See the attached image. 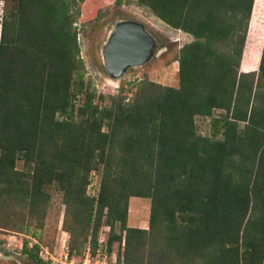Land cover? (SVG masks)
Returning <instances> with one entry per match:
<instances>
[{
  "label": "trees",
  "instance_id": "16d2710c",
  "mask_svg": "<svg viewBox=\"0 0 264 264\" xmlns=\"http://www.w3.org/2000/svg\"><path fill=\"white\" fill-rule=\"evenodd\" d=\"M15 1L1 20L0 208L12 219L1 225L44 223L57 190L71 252L89 241L95 255L106 224L125 264H264V34L262 48L247 41L255 0H138L193 40L180 49L178 87L146 80L109 106L83 88L85 0ZM243 51L250 71H240ZM214 109L226 111L213 118L220 138L195 125ZM132 196L151 200L149 228L128 225ZM33 247L23 251L45 264Z\"/></svg>",
  "mask_w": 264,
  "mask_h": 264
},
{
  "label": "rangeland",
  "instance_id": "374dc122",
  "mask_svg": "<svg viewBox=\"0 0 264 264\" xmlns=\"http://www.w3.org/2000/svg\"><path fill=\"white\" fill-rule=\"evenodd\" d=\"M255 3L247 41L256 45L257 48H262L260 42L264 34V0H255ZM14 4H17L15 0L10 2L0 0L3 13ZM80 8L81 15L76 25L80 54L84 62V68L82 69L83 88L85 93L90 91L93 94L95 103L101 106H109L114 102L115 96L134 97L142 85L140 83L146 80L163 85L179 86V62L177 59L181 47L193 40L191 34L173 28L138 0H121L119 4L116 0H85L81 2ZM1 19L2 16L0 15ZM126 20L138 21L144 25L155 40L154 54L143 64L131 66L120 76H114L106 67L103 49L116 24ZM251 56L252 53L247 52L243 55L240 71L251 70L249 60ZM257 73L258 69L256 76ZM73 75V81L76 84L79 79L75 73ZM120 88H123V91L121 95H117ZM85 93L78 96L77 104L81 102L83 96L86 95ZM213 112L211 116H196L195 125L200 134L220 138V133L213 134V118L225 114L226 111L214 109ZM244 124L245 122H241V125ZM23 164V160H19L17 162L18 168H22ZM100 185L101 173H98L90 185V192L97 194ZM63 199L62 191L52 190V198L44 223L35 221L31 223L29 228L26 225H23L24 228L22 229L1 225L11 222L12 219L9 215L6 216V212L1 211L0 208V264H36L28 256V253L23 251L26 242L29 249L32 250H35L33 246L38 244V254L45 264H65V262L66 264H84L86 262L87 253L89 250L91 251L92 246L88 244V241L81 251L75 249L71 252V233L67 228V223L70 222L71 217L66 211V204ZM150 208L151 200L149 198L130 197L128 225L149 228ZM22 214L18 211L15 213L21 221L24 220L25 216ZM109 232L110 228L106 224L99 231V243L104 248L107 247L108 264H125L124 242L115 240L111 246V251H109L106 244ZM90 253L92 254V252ZM92 256L95 255L92 254Z\"/></svg>",
  "mask_w": 264,
  "mask_h": 264
},
{
  "label": "water",
  "instance_id": "95a60500",
  "mask_svg": "<svg viewBox=\"0 0 264 264\" xmlns=\"http://www.w3.org/2000/svg\"><path fill=\"white\" fill-rule=\"evenodd\" d=\"M154 46V38L142 23L118 22L103 49L106 67L112 75L120 76L131 66L148 61L154 54Z\"/></svg>",
  "mask_w": 264,
  "mask_h": 264
},
{
  "label": "built area",
  "instance_id": "2783aa9c",
  "mask_svg": "<svg viewBox=\"0 0 264 264\" xmlns=\"http://www.w3.org/2000/svg\"><path fill=\"white\" fill-rule=\"evenodd\" d=\"M0 15L2 16L1 13ZM0 36H1V31H0ZM90 252L91 251L89 250L86 256L87 257L85 260L86 262L84 264H108L109 255H108L107 247L104 248L103 245L100 244V247L98 248V251L96 252L95 256H92Z\"/></svg>",
  "mask_w": 264,
  "mask_h": 264
},
{
  "label": "clouds",
  "instance_id": "9594fccd",
  "mask_svg": "<svg viewBox=\"0 0 264 264\" xmlns=\"http://www.w3.org/2000/svg\"><path fill=\"white\" fill-rule=\"evenodd\" d=\"M0 13H1V14H2V16H3V12H1V11H0ZM0 31H1V30H0Z\"/></svg>",
  "mask_w": 264,
  "mask_h": 264
},
{
  "label": "bare ground",
  "instance_id": "6f19581e",
  "mask_svg": "<svg viewBox=\"0 0 264 264\" xmlns=\"http://www.w3.org/2000/svg\"><path fill=\"white\" fill-rule=\"evenodd\" d=\"M256 4V3H255Z\"/></svg>",
  "mask_w": 264,
  "mask_h": 264
}]
</instances>
